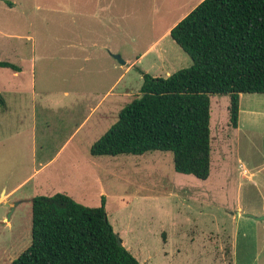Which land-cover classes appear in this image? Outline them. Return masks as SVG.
I'll use <instances>...</instances> for the list:
<instances>
[{
  "label": "rangeland",
  "instance_id": "374dc122",
  "mask_svg": "<svg viewBox=\"0 0 264 264\" xmlns=\"http://www.w3.org/2000/svg\"><path fill=\"white\" fill-rule=\"evenodd\" d=\"M202 1L0 0V61L24 68V74L0 70V95L13 104L11 81L34 93L19 96L12 108L18 120L0 116L7 121L0 123V142L22 151L13 168L14 160L0 158V186L32 171L23 154L31 138L18 135L34 130L31 115L39 122L37 142L44 141L50 156L84 120V108L104 98L101 111L107 112L75 135L47 186L27 183L9 199L21 203L0 204V264H11L31 244V204L20 198L65 194L69 184L84 206L99 207L105 197L114 233L140 264H264V221L255 219L264 216V94L239 96L236 129L229 122V97H210L206 180L175 172L170 152L89 153L138 96V69L166 78L192 65L169 33ZM81 55L87 63L79 64ZM109 101L114 105L107 108Z\"/></svg>",
  "mask_w": 264,
  "mask_h": 264
},
{
  "label": "trees",
  "instance_id": "16d2710c",
  "mask_svg": "<svg viewBox=\"0 0 264 264\" xmlns=\"http://www.w3.org/2000/svg\"><path fill=\"white\" fill-rule=\"evenodd\" d=\"M192 61L170 76L140 70L136 98L89 148L93 157L170 152L175 172L210 174V97H229L236 129L241 94H264V0H203L169 33ZM14 73L20 68L0 61ZM0 107L5 102L0 95ZM31 204V244L11 264H140L107 219L105 197L88 207L56 193Z\"/></svg>",
  "mask_w": 264,
  "mask_h": 264
},
{
  "label": "crops",
  "instance_id": "0c3cea01",
  "mask_svg": "<svg viewBox=\"0 0 264 264\" xmlns=\"http://www.w3.org/2000/svg\"><path fill=\"white\" fill-rule=\"evenodd\" d=\"M79 64H83V63H87L88 57H86L85 55H81L79 56ZM33 62H31L30 64V69L31 71H33V67L31 66ZM126 64V63H125ZM19 67V66H18ZM20 68V67H19ZM1 69H5V68H0ZM24 69V68H23ZM23 69L20 68V72H16V74H24L23 73ZM9 70V69H8ZM11 71V70H10ZM13 72V71H11ZM14 73V72H13ZM168 75V74H167ZM32 76V75H31ZM33 78V76H32ZM10 88L14 91L13 96H12V105L9 104L8 102H5V107L2 109L0 108V116L3 115L4 117L6 115L8 116H12L13 118H16L18 120V116L16 114L13 113V107H17V100L20 101L19 96H21L24 92H28L30 91V96L33 98V90L32 89H27L25 87V84L23 82H18L16 81H11V84H9ZM9 88V89H10ZM8 88H6V91L9 90ZM10 91V90H9ZM107 95V93H106ZM103 99L101 98L99 100V102H97L94 106H88L86 108H84V117L82 120V122L80 123V125L76 128V130H74V132L72 133V135L65 141V143L63 144V146L57 151V153L54 155V152H50V156H47V154L49 153L47 151V146H43L44 141L40 142L38 144L37 142V131H35V129L37 128L36 125L39 123L37 120H35V118L31 115V119H30V128H33L34 130H31V132H19L18 135H23L26 134V136L31 138V141H28V149L23 151V154H26L27 157L29 159H31V173L27 174L26 177H24L23 179H19L16 180L13 183H10L7 185H2V187L0 186V204H4L5 202H8L9 205L13 206L12 200L11 199L25 184L27 183H34L35 185L33 186V188H38L40 187L42 184H45V186L48 185V182L52 179L51 177L53 176V170L51 173V169H53L54 167V163L57 161V158L60 156V154L65 151V149L68 147L67 145L70 146V144L73 142L75 135L78 134V132H80L83 127H85L86 124H88V122L90 120H92L93 118L96 120V122H98L99 120H101L102 118H104L107 114V112L102 109L103 106ZM114 105L113 101H109V103H107L105 105V107L109 108V106ZM48 107V105H46ZM20 107V106H19ZM104 107V108H105ZM48 108L52 109V105H50ZM79 108L80 105H79ZM246 113L250 114V115H257L258 113L256 112H252V111H246ZM264 115V114H263ZM15 120V121H17ZM5 122H7L6 120H0V123H3V125H5ZM9 123V122H8ZM19 124H21L20 120L18 121ZM48 121H44L43 124L45 126H48ZM43 135H45V133H43ZM48 136H52V133ZM49 137H47V135H45V138L43 139H48ZM6 143L5 141L0 142V158H4V159H12L14 160V163L12 165V168L16 165V160L21 158V147H17L15 146L14 148L10 149L4 144ZM21 144H19L18 146H20ZM40 154V155H38ZM40 157V158H39ZM27 158V159H28ZM40 161V162H38ZM82 175V174H81ZM80 175V176H81ZM65 188H63L62 190L65 191L64 193L66 195H69L70 197H72L75 200V194H73V188L74 185L71 186L66 185L64 186ZM42 195H46V194H42ZM21 200H28L30 199L29 197H21ZM16 201V200H15ZM21 203V202H19ZM123 246L125 245L124 243H122Z\"/></svg>",
  "mask_w": 264,
  "mask_h": 264
},
{
  "label": "water",
  "instance_id": "95a60500",
  "mask_svg": "<svg viewBox=\"0 0 264 264\" xmlns=\"http://www.w3.org/2000/svg\"><path fill=\"white\" fill-rule=\"evenodd\" d=\"M114 58L121 64V65H125V62L124 61H122L121 60V58L118 56V55H116V56H114ZM19 203H15L13 206L15 207V206H17ZM11 211H13V209H11ZM10 215H8V217H9ZM256 220H258V221H264V216H262V217H257V218H255ZM116 242H117V244H118V246H122L123 244H122V241H121V239L119 238V236H117L116 235Z\"/></svg>",
  "mask_w": 264,
  "mask_h": 264
}]
</instances>
